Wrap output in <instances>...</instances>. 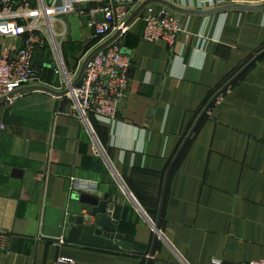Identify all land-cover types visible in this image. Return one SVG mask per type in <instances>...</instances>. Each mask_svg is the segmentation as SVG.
<instances>
[{"label": "crops", "instance_id": "1", "mask_svg": "<svg viewBox=\"0 0 264 264\" xmlns=\"http://www.w3.org/2000/svg\"><path fill=\"white\" fill-rule=\"evenodd\" d=\"M113 1L127 19L145 0ZM166 1L194 10L264 3ZM172 12L183 28L174 44L145 42L139 16L122 35L132 57L129 82L114 121L90 115L94 136L65 97L19 89L0 102V264H54L59 256L73 264H146L154 232L143 214L156 220L174 156L215 92L264 49V9ZM59 16L68 27L62 54L76 70L96 45L95 30L88 12ZM22 43L0 38V53ZM51 57L46 49L35 67L40 85L54 89ZM80 192L109 201L110 210L121 206L118 250L66 241ZM158 234L149 264L264 260V56L217 98L172 166Z\"/></svg>", "mask_w": 264, "mask_h": 264}, {"label": "built area", "instance_id": "2", "mask_svg": "<svg viewBox=\"0 0 264 264\" xmlns=\"http://www.w3.org/2000/svg\"><path fill=\"white\" fill-rule=\"evenodd\" d=\"M57 2L58 0H0V38L23 39L19 48L0 53V98L8 99L25 86L40 85L39 72L33 65V57L36 50L44 52L49 49L52 56L50 68L57 81L54 89L65 91L62 97L70 102L71 110L78 114L89 133L94 136L90 115L107 122L114 121L119 101L129 82L132 57L124 53L121 47L122 35L128 29L124 27L126 17L122 8L119 9L113 0H70V4L63 10L57 9ZM67 11L78 14L88 12L97 38L93 48L121 30L114 41L90 58L81 80L76 85H73V82L77 78L79 68L69 69L62 54V44L68 37V27L59 14ZM98 15L102 16V20L98 19ZM139 19L143 22L142 39L148 43L163 40L174 44L183 31L176 14L167 7L157 9L147 5ZM4 128L5 125L0 119V134ZM96 149L102 153L100 146L97 145ZM83 189L93 191L96 186L87 184ZM140 211L144 213L142 209ZM143 215L151 231L155 232V221L145 213ZM58 242L63 244L65 240L60 239ZM213 262L264 264V260ZM73 263L72 259L62 256L57 257L54 262Z\"/></svg>", "mask_w": 264, "mask_h": 264}, {"label": "water", "instance_id": "3", "mask_svg": "<svg viewBox=\"0 0 264 264\" xmlns=\"http://www.w3.org/2000/svg\"><path fill=\"white\" fill-rule=\"evenodd\" d=\"M151 3H160L161 5L167 7L171 11L178 13H187V14H201L207 15L215 12H221L229 9H238V10H261L264 9V3L259 5H243V4H229L219 7H214L209 10H194V9H184L177 7L166 0H145L139 6L135 8L132 14L125 20L124 27H128L141 13V11ZM121 33V30L116 31L110 38L101 43L99 46L93 48L90 52L86 54L83 58L77 78L73 82V85H76L82 78L84 69L90 58L96 54L99 50L107 46L109 43L114 41ZM264 56V49L258 52L253 56V58L247 62L232 78H230L215 94L210 98L207 104L204 106L203 110L200 112L196 121L194 122L192 128L189 130L188 134L185 136L180 148L178 149L176 155L174 156L170 166L167 169L165 174L161 199L158 208L157 218L155 220V232L152 240V245L148 253L146 264H149L151 257L154 252L155 245L159 238L158 230L162 217L163 204L165 199V191L167 187V181L169 177L170 170L174 165L175 161L183 151L184 147L192 137L197 126L212 106L215 103L217 98L226 91L235 81H237L253 64H255L260 58ZM43 57V51L36 50L33 57V65L40 63ZM21 90H42L48 92L54 96H63L65 91H58L43 85H32L25 86ZM5 98H0V101ZM75 200L81 205L80 212L76 216L73 225L69 228L66 236V241L71 244L88 246L93 248H100L106 250L116 251L119 249L118 245L114 241V235L117 230V224L120 217L121 206L114 205L110 210V202L107 200H102L97 196L88 194L85 192H80L76 195ZM135 201V200H134ZM136 203V201H135Z\"/></svg>", "mask_w": 264, "mask_h": 264}, {"label": "rangeland", "instance_id": "4", "mask_svg": "<svg viewBox=\"0 0 264 264\" xmlns=\"http://www.w3.org/2000/svg\"><path fill=\"white\" fill-rule=\"evenodd\" d=\"M83 58V57H82ZM82 60V59H81Z\"/></svg>", "mask_w": 264, "mask_h": 264}]
</instances>
